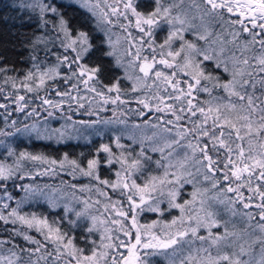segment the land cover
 <instances>
[{"label":"snow or ice","instance_id":"1","mask_svg":"<svg viewBox=\"0 0 264 264\" xmlns=\"http://www.w3.org/2000/svg\"><path fill=\"white\" fill-rule=\"evenodd\" d=\"M81 3L96 17L98 25L109 26L100 28L107 37L103 57H111L116 67H123L117 46L121 45V39L127 45L123 56L132 57L128 61L129 66L138 68L142 74L134 77L131 91L139 92L142 87L151 88L153 85L164 86L166 96L160 94L157 86L152 96L155 104L147 98L138 99L136 102L143 108L136 111L140 116H146L143 109H147L148 112L165 113L172 117H158L164 121L162 133L154 132L146 139L152 142L151 151L161 153V160L156 161L165 169L160 184L166 182L181 187L192 184L194 191L191 200L177 203L179 190L170 189L169 205L179 209L181 214L164 224L159 231H154L157 222L140 225L137 212L143 211L145 205L149 211H160L158 203L155 206L149 204L152 199L149 189H156L157 177H152L141 186L135 180L130 184L127 182L131 173L122 177L117 172L118 179L113 183L99 176L101 161L98 156L89 159L86 168L65 156L59 162L61 168L67 163L72 174L78 171L113 192L119 190L121 195L125 190L131 193L127 196V210L120 201H112L108 192L97 187V193L109 201L104 204V211L111 212L109 218L90 216L88 209L94 204L87 199L81 200L84 205L82 210L66 207V212H73L77 219H91V226L86 229L89 234L98 230V223L112 226L104 227L100 245L96 246V242L92 241L94 247L89 249L90 254H85L84 249L74 243V238L55 229L54 237H45L55 245L53 251H47L40 241L25 235L24 240L38 247L20 249V252L10 249V255H0V264H39L40 260L47 262L49 257L51 264H148L145 257L157 255L163 256L167 264H264V0H154V7L147 13L138 10L136 0H113L112 4L105 3L107 10H101L99 16L96 12L99 3L92 5L90 0H81ZM31 7L38 9L40 27L46 29L51 26L56 31L60 46L70 55L58 56V65L47 70L34 63L36 71L29 70L19 88L38 92L45 87L47 80L60 78L77 93L83 85L86 92L94 94L93 100L99 98L97 103L101 107L127 105L129 101L122 98L120 78L105 84L102 80L104 66L88 62L99 50L90 31L84 27L76 28L53 2L37 0ZM225 12L235 15L236 19L226 18ZM121 18L127 23H122ZM162 25L168 26V35L163 43L154 46V32ZM216 26L221 31H215ZM112 27H119L124 35L113 40L110 34ZM132 28L138 31V37L133 36ZM186 32H194L196 39L203 41L204 45L198 46L186 40ZM176 40L181 43L173 49ZM43 42L42 38H37L35 44ZM145 45L148 55L143 54ZM156 47L160 49L159 53ZM205 61H215L216 68H222L224 73H228V78L221 82L216 77L213 81V77L204 73L202 65ZM8 71L7 67H0V75L6 77L4 83L11 81L12 88L17 89L16 79L6 76ZM181 73L188 79H178ZM126 78L133 79L132 76ZM202 81H213L212 87ZM217 88L226 95H213ZM201 92L207 93L209 99H198ZM56 95L62 98L59 103L45 98L42 104L59 109L66 97L68 101L75 100L79 108H84L80 102L84 99L82 96H73L71 91H56ZM168 100L173 103H168ZM14 102L19 105L18 111H24L27 106L23 95L17 94ZM4 107L6 105L0 104V108ZM12 123L15 124V121ZM152 127L160 125L153 124ZM53 133L63 136L59 129L53 130ZM6 134L0 131V135ZM116 147L123 148L119 137L116 138ZM100 151L108 154L107 163L111 165L114 160L109 145H103ZM174 155L175 163L170 159ZM140 156L145 160L151 159L145 155L143 146ZM20 158L57 164L56 160L48 161L27 153H21ZM115 162L122 166L125 163L120 158H116ZM140 166L141 160L135 159L129 167L139 169ZM170 168L177 171L170 173ZM11 175L10 169L0 165V180H7ZM169 176L172 179H168ZM197 184L204 186L199 188ZM71 187L75 189L77 186L73 184ZM86 190L90 191L85 187L79 189L81 192ZM197 201L199 207L194 209ZM94 203L100 204V200ZM214 204L224 205L232 217H239L243 227L237 228L233 221L221 222L217 218L219 213L213 210ZM3 207L7 209L9 205L4 204ZM253 208L257 210L255 213L251 211ZM8 216L19 219L30 228L34 223L46 225L45 220H37L36 217L28 220L20 216L15 208ZM8 216L0 214V221L8 223ZM15 222V219L11 221ZM69 223L75 224L76 221L70 220ZM202 228L207 235L200 234ZM220 228H223L222 233L213 231ZM52 231L50 228L49 232ZM119 234L127 239H121ZM196 241L200 242L199 247H194ZM3 243L7 241H0V246ZM17 247L14 245V248ZM42 249L44 253L33 261L32 257L41 253ZM22 252H28L26 260L21 256Z\"/></svg>","mask_w":264,"mask_h":264},{"label":"trees","instance_id":"2","mask_svg":"<svg viewBox=\"0 0 264 264\" xmlns=\"http://www.w3.org/2000/svg\"><path fill=\"white\" fill-rule=\"evenodd\" d=\"M101 1L90 0V4L95 5L96 2L101 4ZM36 2L37 0H0V67H7L9 71L6 76L15 78L17 83V89H13L11 81L5 84L4 79L6 77L0 75V89H3L0 92V104L6 105V107L0 108V131L7 133L6 135H0V165H4L12 172L9 179L0 180V214L8 216L12 209L15 208L20 216H24L28 220H31L33 217H36L37 220H45L46 225L34 223L33 227L30 228L24 222L11 216H8V223L0 221V241H7V243H3L0 246V255H10V249L20 252V249H34L38 247V245L24 240L25 235L40 241L41 244L46 246L47 251H53L55 245L49 240H46L45 237H54L55 229H59L61 233L74 238V243L78 247L83 248L85 254H90L89 249L94 247L92 241L94 240L96 242V246L99 244L100 228L97 226L98 230L89 234L86 229L91 226V219H77L73 212H66V207L74 210H82L84 205L81 200L87 199L90 204H94V207L88 209L90 216L95 215L107 219L110 217L111 212L106 213L104 211V204L109 201L104 196L99 195L96 188H103L104 191L108 192L111 200L120 201L125 210L128 208L127 196L131 193H128L126 190L123 195L120 194L119 190L113 192L110 188L100 185L98 181L90 177L82 176L78 171L72 174L71 166L67 163L61 168L59 162L67 156L69 160H76L82 167L86 168L87 161L98 156L101 161L98 170L101 179H106L114 183L118 179L116 176L117 172H120L122 177L128 176L131 173L127 182L130 184L132 180H135L141 186L148 183L152 177H157L158 180L162 179L165 174V169L156 163V161L161 160V153L151 151V145H145L147 143L146 139H142L140 137L141 134L136 129L130 132L124 128L130 125L135 128V125H138L142 130L146 125L153 123L160 125L158 128L162 131V127L165 126L164 121L158 119V117L163 116L165 119L172 117L166 114H162L161 116L155 115V117L153 116L151 118L149 116H140L136 111L140 108H135L136 106L133 103L130 104L133 108L121 105L123 106L121 107V111L125 114V120L118 123V118L108 117V121H112V123L105 122L108 124L107 129L106 125L101 127L98 124H94L96 119L92 122L88 120L89 118H82L78 115L74 116L72 105L77 102L75 100L68 101L65 97L63 99L67 103L68 111L63 110L57 115L55 114L54 122L56 124L49 125L51 128L59 129L63 132V136L61 137L59 133H56V138L53 139L54 141L51 138L48 139L49 136L47 135L46 125L44 123L47 124L49 122L51 116L49 113L51 112H46L48 108L40 110L41 105L43 106V99L47 98L51 100V98H58L61 100L62 98L56 95V91H71L73 96L79 95L84 97L83 100L93 97L94 94L86 92L83 89V85L80 86V91L77 93L76 90L71 89L70 85L64 83L60 78L47 80L45 87L39 89L38 92H27L25 89L19 88L27 72L29 70L36 71L33 67L34 63H38L40 69L47 70L58 65V56L70 55V53H65L64 49L60 46L59 40L56 39V31L51 26L46 29L40 27L38 9L34 10L31 7ZM44 2L55 3L65 18L70 20L76 28L84 27L90 31L95 44L99 46V50L89 58L88 62L91 64L99 63L104 66L102 80L105 84H111L116 78H120L122 98L129 102L137 101L141 94L144 93V89L133 93L131 91V80L127 79L126 76H132L134 78L139 72L138 68H134L135 71L131 70L130 75L128 67H116L111 57L102 56V52L107 47L104 44L107 37L103 31H100V28L109 26L103 24L98 25L96 17H93L88 9L82 6L81 0H44ZM136 2L138 4V10L145 13L151 11L154 7V0H136ZM225 17L236 19L235 15L226 12ZM86 21L87 23H85ZM121 22L127 23L122 18ZM214 30L217 32L221 31L219 26H216ZM130 31H132L135 37L140 35L135 28L130 29ZM168 31L169 28L167 25H162L155 30L154 46L163 43L168 35ZM110 34L112 38L115 35H124L119 27H112ZM184 37L186 40L197 43L198 46L204 45L203 41L196 39L194 32H186L184 33ZM37 38H42L44 42L35 44ZM113 40L115 39L113 38ZM180 43L181 41L179 40L174 41L173 49L178 48ZM117 47L120 53L119 55L123 56L124 47H127V45L124 44L122 39L121 45ZM156 51L159 53L160 49L156 47ZM143 53L144 55H148L146 45ZM33 57H36L35 61ZM202 68L206 75L213 77V81L216 77H219L221 82H224L228 78V73H224L222 68H216L215 61H205ZM61 71L63 72L64 69H61ZM188 71H191V69H188ZM177 78L182 80L188 79L182 73ZM213 81H202V83H206L209 87H212ZM169 92H171V89H169ZM17 94L25 97L27 106L24 111L17 110L19 105L14 102ZM163 95L166 96L165 93ZM213 95L224 96L226 94L217 88L213 92ZM198 99L208 100L209 96L207 93L201 92ZM98 100V97L93 100L91 106H100L97 103ZM169 103H173V101L169 100ZM176 103L179 104V102ZM45 107L50 106L47 105ZM33 109H35L34 112ZM152 119L154 121L150 122ZM13 121H15V124L12 123ZM34 127L37 128L36 131L31 130ZM167 127H171V125H167ZM30 134L34 137H30ZM124 134H128V136ZM43 137L44 139H42ZM117 137L120 138V144L123 145L122 149L116 147ZM103 145H109L112 149L114 162L111 165L107 163L108 154L100 151ZM142 146L145 149V155L151 159L145 160L144 157L140 156ZM178 151L182 152L183 150ZM21 153H27L30 156H40L48 161L56 160L57 164L49 165L42 161H33L27 158L21 159ZM116 158L125 161L123 166L121 163L115 162ZM135 159L141 160L139 169L129 167ZM170 159L175 163V155ZM168 171L171 173L177 170L170 168ZM168 179H172V177L169 176ZM73 184L77 186L75 189L71 187ZM203 186L202 184L196 185L199 188ZM82 187L90 189V191H79ZM163 187H166L168 191L172 187L175 190H179V195L176 199L177 203H183L186 199L191 200V193L194 191L192 184H184L182 187L168 183L163 185L158 184V187L155 189L158 197H163V193L159 192V188ZM245 195H248V193L245 192ZM136 198L138 200V196ZM97 199L100 200V204L94 203ZM160 199L159 204L166 206L165 202L166 199H169V196L167 195ZM197 202L199 203V201ZM4 204H8L9 207L5 209L3 207ZM193 207L194 209L198 208L196 205ZM170 208L175 210V208ZM213 210L219 213L217 218L221 222L233 221L236 223L237 228L243 227L239 217H232L231 213L225 210L224 205L214 204ZM251 211L255 213L257 210L253 208ZM180 214V211L173 212L169 218L179 217ZM137 216H139L137 218L138 222L148 223L155 220L156 217L161 218L162 214L154 215L152 211L144 209L143 211L138 210ZM169 218L164 217L163 219L168 220ZM13 219H15V223H11ZM70 220L76 221V223L71 224L69 223ZM38 228L40 229L39 231L37 230ZM50 228L53 229L52 232H49ZM231 228L232 225L230 223L229 229L231 230ZM213 231L222 233L223 228L213 229ZM200 234L207 235V232L202 228L200 229ZM119 235L121 239H124L122 234ZM85 237H87V240ZM14 245H18L19 247L14 248ZM199 246L200 242L196 241L194 247ZM186 251L187 246H185V254ZM212 251L215 253V249ZM43 253L44 249L41 250V253H36L32 257L33 261ZM20 254L25 260L27 259L28 252H22ZM145 259L148 261V264H167L165 258L159 255L148 256ZM39 264H51V257H49L47 262L40 260Z\"/></svg>","mask_w":264,"mask_h":264},{"label":"rangeland","instance_id":"3","mask_svg":"<svg viewBox=\"0 0 264 264\" xmlns=\"http://www.w3.org/2000/svg\"><path fill=\"white\" fill-rule=\"evenodd\" d=\"M101 1V0H100ZM101 4H99V7L98 8H96V12H97V15L99 16L100 15V13H101V10H105L106 9V7H105V3H107V4H112L113 3V0H102L101 2H100ZM95 4H97V2L95 3ZM107 10V9H106ZM123 35H120V36H117V35H115V36H113V38L116 40L118 37H122ZM120 54V53H119ZM144 54V53H143ZM122 57V59H123V63H124V68H129V73H130V75H131V70H134L135 71V67H131V66H129V63H128V61L129 60H131L132 59V57H125L124 58V56H121ZM158 58V57H157ZM157 67H162V66H157ZM133 68V69H132ZM135 68V69H134ZM166 71H171V70H166ZM137 75H141L139 72H138V74ZM134 83V78L131 80V87H132V84ZM149 83H151L150 81H149ZM157 86H159V90H160V94L161 95H163L164 94V92L163 91H161V90H163V88H164V86L163 85H153L151 88H146V87H142V89H144V93L143 94H141V96L138 98V99H143V98H147V99H149L153 104H155V101H152V96L156 93V91H157ZM114 95V94H113ZM137 99V100H138ZM51 101H53V103H59L60 102V99H58V98H51ZM92 101H93V99H92V97H89V98H87V99H85V100H83L81 103H83L84 104V108H79V106H78V104L77 103H75L74 105H72V107H73V109L74 110H72V112H73V114H74V116L75 115H78L79 117H82V118H89L88 120H91L92 122H94L95 121V119H96V121L94 122V124H98V125H100L101 127H103L104 125H106V127H107V129H108V124H106L105 122L106 121H108L109 119H108V117H110V118H118L119 119V121H117L118 123H121V121H124L125 120V114H123L122 113V111H121V107H123V106H121V105H107V106H104V107H101V105L99 106V105H94L93 107L91 106V103H92ZM168 103H169V100L167 101ZM134 104V106H136L135 108H140V109H142L143 108V106L142 105H140V104H138L136 101L135 102H129L127 105H129V106H127L126 105V107H130V108H133V107H131L130 106V104ZM45 106H47V105H41V108H40V110H45L44 108H48L47 110H46V112H51V113H54V114H51V116H50V118H49V122L46 124V123H44L45 125H46V131H47V135L49 136V137H51V139L53 140V139H55L56 137H55V135H56V133H53V130H55V128H51L49 125H55L56 124V122H54L55 121V114L57 115L59 112H61V111H63V110H67L68 111V109H67V103L65 102L64 104H63V106H62V108H59V109H57V108H53V107H45ZM71 106V105H70ZM35 107V106H34ZM135 110V109H134ZM133 110V111H134ZM143 111H145L146 113H147V115L146 116H149L150 118L151 117H155V115H157V116H161L162 114H165V113H157V112H155V111H152V112H148V110L147 109H143ZM89 112H91L92 114L91 115H89L88 113ZM93 118V119H92ZM101 119V120H100ZM94 120V121H93ZM121 120V121H120ZM97 121H98V123H97ZM154 121V119H152L150 122H153ZM142 122V121H141ZM102 123H105V124H102ZM116 123V122H115ZM142 123H145V122H142ZM152 125H153V123H151L150 125H146V127L144 128V129H140V127H137L136 125H135V128H134V126L133 127H131L132 125H130V126H127V127H125L124 129H128L130 132H132L134 129H136L137 130V132H139L141 135H140V137L143 139V138H147V137H151L152 136V134L155 132V133H162V131L158 128V127H152ZM31 130H34V131H36L37 130V128H31ZM124 132V131H123ZM124 135H127L128 136V134H124ZM142 135H145V136H142ZM164 135H166V134H164ZM30 137H34L32 134H30ZM39 138V137H38ZM42 139H44V137L42 138ZM48 139H50V138H48ZM54 141V140H53ZM146 141H147V143H145V145L146 144H149V145H151V141H149L148 139H146ZM162 179H164V177L162 178ZM160 180L161 179H157V181L155 182V184H156V188L158 187V184H160ZM117 181V180H116ZM116 181H114V182H116ZM164 184H167L166 182L164 183ZM171 190H175V189H173V187H172V189ZM149 191H150V193H151V197H152V199L151 200H149V204H152L153 206H155V204H157L158 203V205H159V209H160V211H152V213L154 214V215H157V214H159V213H161L162 214V216H161V218L160 217H156V219L155 220H153V221H151V222H148V223H141V222H138V224H140V225H150V224H152L154 221L155 222H157V228L156 229H154V231H159V229L160 228H162L163 227V225L164 224H168V223H170L171 222V220L172 219H174V218H169L170 217V215L173 213V212H179V209H176L175 208V210H173V209H171L170 208V205H169V199L167 200L166 199V202H165V204H166V206L165 205H163V206H161L159 203H160V201H161V199L160 198H163V197H165V196H167L168 195V190H166V187H163V188H159V192L160 193H163V197H158L156 194H157V192L155 193V190L154 191H152L151 190V187H150V189H149ZM146 199H147V197H146ZM180 199H182V197H180ZM189 199H186L185 201H188ZM196 207H199V203L197 202V204H196ZM144 209H146V210H148V208H147V205H145L144 206ZM149 211V210H148ZM201 215H203V213H201ZM111 216V215H110ZM139 216H137V218H138ZM164 217H166V218H169L168 220H164L163 218ZM100 219H103L102 217H100ZM129 224L131 223L130 221L128 222ZM97 226L100 228V232L102 233L103 232V229H104V227H106V226H108V227H111V225H100L99 223L97 224ZM174 230V229H173ZM133 232H134V230H133ZM124 239H127V238H125V237H123ZM121 251H123V249L121 250ZM169 251H171V250H169Z\"/></svg>","mask_w":264,"mask_h":264}]
</instances>
